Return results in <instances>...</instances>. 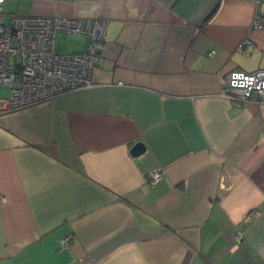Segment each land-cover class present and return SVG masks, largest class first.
<instances>
[{
    "label": "crops",
    "instance_id": "obj_1",
    "mask_svg": "<svg viewBox=\"0 0 264 264\" xmlns=\"http://www.w3.org/2000/svg\"><path fill=\"white\" fill-rule=\"evenodd\" d=\"M3 6L107 26L93 86L0 98V264H264V104L220 94L231 70L264 68V0ZM73 36L65 52L86 48Z\"/></svg>",
    "mask_w": 264,
    "mask_h": 264
},
{
    "label": "built area",
    "instance_id": "obj_2",
    "mask_svg": "<svg viewBox=\"0 0 264 264\" xmlns=\"http://www.w3.org/2000/svg\"><path fill=\"white\" fill-rule=\"evenodd\" d=\"M3 2L0 0V84L9 89L7 108L28 106L95 84L94 74L105 41V19L76 15L7 14L2 9ZM250 28H264V18L256 14ZM57 32L86 37V48L58 52L55 48ZM248 44L249 39L244 38L237 48L244 49ZM220 94L238 103L264 104V68L231 70L227 74L226 87ZM161 175L162 171L155 170L148 178L154 182ZM258 213V210H253L244 220ZM232 239L238 246L243 240L242 232L234 231ZM68 242L67 237L60 239L63 247Z\"/></svg>",
    "mask_w": 264,
    "mask_h": 264
},
{
    "label": "rangeland",
    "instance_id": "obj_3",
    "mask_svg": "<svg viewBox=\"0 0 264 264\" xmlns=\"http://www.w3.org/2000/svg\"><path fill=\"white\" fill-rule=\"evenodd\" d=\"M3 11L5 13H13L15 12L12 9L3 6ZM16 13V12H15ZM78 36L68 35L64 32H57L55 37V47L58 52H65L71 49L74 46V43L78 41ZM9 89L5 85L0 84V98H6L8 95Z\"/></svg>",
    "mask_w": 264,
    "mask_h": 264
},
{
    "label": "water",
    "instance_id": "obj_4",
    "mask_svg": "<svg viewBox=\"0 0 264 264\" xmlns=\"http://www.w3.org/2000/svg\"><path fill=\"white\" fill-rule=\"evenodd\" d=\"M144 150H145L144 143L141 140H138L130 147V154L136 156L142 153Z\"/></svg>",
    "mask_w": 264,
    "mask_h": 264
}]
</instances>
